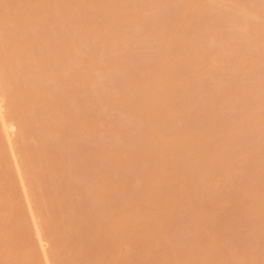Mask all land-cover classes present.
Masks as SVG:
<instances>
[{
	"label": "bare ground",
	"instance_id": "obj_1",
	"mask_svg": "<svg viewBox=\"0 0 264 264\" xmlns=\"http://www.w3.org/2000/svg\"><path fill=\"white\" fill-rule=\"evenodd\" d=\"M90 1L0 0V264H264V0Z\"/></svg>",
	"mask_w": 264,
	"mask_h": 264
},
{
	"label": "rangeland",
	"instance_id": "obj_2",
	"mask_svg": "<svg viewBox=\"0 0 264 264\" xmlns=\"http://www.w3.org/2000/svg\"><path fill=\"white\" fill-rule=\"evenodd\" d=\"M95 1H97V0H93L92 2H91V1H90V2H91V3L94 2V4H95V5L97 4L98 6L101 4V3L98 4V2L95 3ZM98 1H99V0H98ZM104 1H105V0H104ZM108 1H111V0H106L105 3H107L108 6H107L106 4H105V5L103 4V6H104L105 8H106V6H107L108 9H109V7H110V9H111V8L116 9L117 7L119 8L120 5L122 6L123 3L125 4V1L123 2V0H122L121 2H117L116 0H115V1L113 0L115 3L117 2V3H116L117 5L114 4L115 6H113V3H114V2L111 1L112 3L110 4V2H108ZM118 1H119V0H118ZM100 2L104 3L103 0H101ZM122 2H123V3H122ZM91 3H90V4H91ZM119 3H121V4L119 5ZM90 4H88V5L91 6L90 8H91V10L93 11L94 7H97V5H96V6H95V5L93 6V4H92V5H90ZM109 4H110V5H109ZM111 5H112L113 7H111ZM103 6L101 5V7H97V9L95 8V9H96L95 11L100 12V11H101L100 8H102ZM92 7H93V9H92ZM87 8H88V7H87ZM72 9H73V8H72ZM110 9H109V10H105V9L103 10V8H102L103 11H101L100 13H102V12H106V11H107V12H108V11L110 12ZM98 10H99V11H98ZM95 11H93V12H95ZM227 92H229V91H226V92L224 91V92H223L224 95H225V93H227ZM223 93H222L221 95H223ZM229 93H230V92H229ZM227 95H228V94H226V96H227ZM229 96H230V95H229ZM229 96H227L225 100H227V98H228ZM223 97H224V96H223ZM221 98H222V97H221ZM228 99H229V98H228ZM12 127H13V126H12ZM12 127H11V128H12ZM15 129H16V126L13 127V128L11 129V131L14 130V132H15V131L17 130V129L15 130ZM12 133H13V131H12ZM15 133H16V132H15ZM15 133H13V134L15 135ZM149 149H150V150H153L152 148H149ZM150 150H149V152H150ZM241 177H242V178L245 177V174L242 173V174H241ZM156 196H157V195H156ZM158 196H159V193H158ZM158 196H157V197H158ZM36 238H37V236L34 237V241H36V242H34V246H38V244L35 245V243H38V242H39V245L42 244V245H40V246H42V249L45 250V249H47V247L50 245V244L48 245L49 242H47V240H45L43 237H41L40 239L37 238L39 241H38ZM42 239H43V240H42ZM40 240H41L42 242H41ZM44 240H45L47 243H46ZM40 242H41V243H40ZM44 246H45V247H44ZM43 247H44V248H43ZM36 248L38 249L39 252L41 251V249L39 250V246L36 247ZM40 248H41V247H40ZM50 249H51V246H49V247H48V250H45V252L47 251L46 253H48V251H50ZM39 252H38V253H39ZM42 252H43V250H42ZM42 252H40V255H41ZM50 252H51V251H50ZM44 254H45V253H43L42 255H44ZM49 254H50V253L47 254L48 256L46 255V256L48 257V259H50V258H49V257H50ZM42 255H41V256H42ZM47 257H46V259H47Z\"/></svg>",
	"mask_w": 264,
	"mask_h": 264
}]
</instances>
